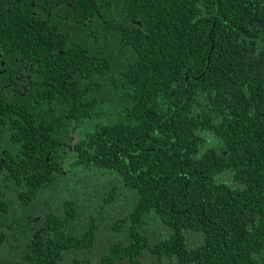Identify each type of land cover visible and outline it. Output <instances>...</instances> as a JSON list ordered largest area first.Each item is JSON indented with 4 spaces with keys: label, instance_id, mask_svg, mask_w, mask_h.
Instances as JSON below:
<instances>
[{
    "label": "trees",
    "instance_id": "trees-1",
    "mask_svg": "<svg viewBox=\"0 0 264 264\" xmlns=\"http://www.w3.org/2000/svg\"><path fill=\"white\" fill-rule=\"evenodd\" d=\"M0 54L42 78L0 97L21 152L12 201L0 186V264H264V0H0ZM95 176L96 207L47 198ZM119 187L132 207L107 221ZM110 230L123 240L78 255Z\"/></svg>",
    "mask_w": 264,
    "mask_h": 264
},
{
    "label": "flooded vegetation",
    "instance_id": "flooded-vegetation-1",
    "mask_svg": "<svg viewBox=\"0 0 264 264\" xmlns=\"http://www.w3.org/2000/svg\"><path fill=\"white\" fill-rule=\"evenodd\" d=\"M0 56L2 57L3 54H0ZM14 57L16 58L15 61L18 63V67L9 70V60L6 61L7 67L4 66V64L2 67L0 66V97H2V101L8 103V105L11 99L23 100L25 96H28L32 91L41 89L42 87V78L36 63L24 55ZM13 81L17 84L13 83ZM17 119V116L14 120L13 116L6 115L5 120L0 122V186L5 188L3 189L4 198H8L11 201L12 198L7 194L6 186H17L19 183L17 181H10L5 174L8 168L11 167L10 163L14 161L13 154H16V156L21 154L17 141H15L16 138L13 136L16 134V130L19 126ZM71 145L72 144L69 142L62 143L63 148L67 150H72ZM64 152L67 153L68 151ZM50 153L51 152H49V154ZM74 166L76 167L75 164L73 167ZM66 172L72 174L73 169L68 168ZM37 219L41 220V216H37ZM42 230H44V227H41L38 232H44Z\"/></svg>",
    "mask_w": 264,
    "mask_h": 264
},
{
    "label": "rangeland",
    "instance_id": "rangeland-1",
    "mask_svg": "<svg viewBox=\"0 0 264 264\" xmlns=\"http://www.w3.org/2000/svg\"><path fill=\"white\" fill-rule=\"evenodd\" d=\"M85 175H86L85 173H82L81 178H83ZM98 178H99L98 176H95V180L92 183L83 184V187L81 190H77V188L79 187L78 182L71 181L70 185L72 189L70 190L71 191L70 193L65 190L63 193L60 192V190L59 191L56 190L55 193H53L54 196L47 194L48 195L47 198L53 202L54 198H57V196L61 194H64L66 197H69L70 194H74L75 197L79 198L81 201H84L86 203L91 202L93 203V207H96L98 205L97 202L103 197L102 192H104L103 188L99 186V184L97 183ZM106 188H108V186L104 187L105 190ZM119 190L121 191V193L127 196V198L123 197L121 200H119L118 203L116 202L112 205H109L106 208L105 215H106L107 221L113 218L115 215L122 217L132 207V198H128L129 196H131L132 193L128 190L123 191L120 187H119ZM98 208H100V206H98ZM147 228L152 238H165L169 234V230L166 228V226H164V224L160 221L159 218L153 219L149 223ZM200 237H202V235L196 232L186 233L187 241L192 246L198 245L197 244L199 243L198 238L200 240ZM123 238H124V235L121 232H116L114 230L106 231L105 233L101 235L98 246L94 248L92 252H84V253L79 252L78 255H86V256H90L95 259L96 258L99 259L102 256V254L105 252L103 248L105 245H108V242L123 240ZM123 264H132V263L123 262ZM140 264H167V263L157 262L154 256L148 253L142 257V261L140 262Z\"/></svg>",
    "mask_w": 264,
    "mask_h": 264
}]
</instances>
